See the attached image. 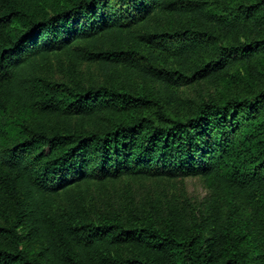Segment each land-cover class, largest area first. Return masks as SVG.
<instances>
[{
	"label": "trees",
	"instance_id": "1",
	"mask_svg": "<svg viewBox=\"0 0 264 264\" xmlns=\"http://www.w3.org/2000/svg\"><path fill=\"white\" fill-rule=\"evenodd\" d=\"M59 51L169 92L218 72L234 93L172 113L116 84L40 76ZM101 114L112 118L104 130L43 122ZM125 175H200L251 214L208 234L179 221H87L70 185ZM0 217V264H264V0H0Z\"/></svg>",
	"mask_w": 264,
	"mask_h": 264
},
{
	"label": "rangeland",
	"instance_id": "2",
	"mask_svg": "<svg viewBox=\"0 0 264 264\" xmlns=\"http://www.w3.org/2000/svg\"><path fill=\"white\" fill-rule=\"evenodd\" d=\"M186 22V21H185ZM40 76L77 89L116 84L135 94H150L160 98L172 113L190 116L205 103L221 100L234 93L220 80L219 73L194 81L169 92L165 85L149 77L129 71L123 66L105 69L100 63L76 62L66 52H56L49 63L39 64ZM48 128H76L84 131L104 130L112 118L101 114L95 117H45ZM83 217L87 221H101L119 217L129 225L151 219L164 225L181 222L188 230L202 225L206 234L215 221L233 226L248 220L251 209L239 199L215 190L198 176L170 177L167 175L141 177L125 175L118 179H88L70 185ZM55 213H66L64 195L57 202ZM0 217V225L5 224Z\"/></svg>",
	"mask_w": 264,
	"mask_h": 264
}]
</instances>
